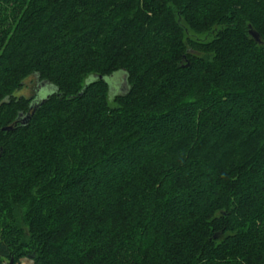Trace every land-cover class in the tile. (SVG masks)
Returning <instances> with one entry per match:
<instances>
[{"label":"trees","instance_id":"obj_1","mask_svg":"<svg viewBox=\"0 0 264 264\" xmlns=\"http://www.w3.org/2000/svg\"><path fill=\"white\" fill-rule=\"evenodd\" d=\"M1 182L0 264H264V0H0Z\"/></svg>","mask_w":264,"mask_h":264},{"label":"rangeland","instance_id":"obj_2","mask_svg":"<svg viewBox=\"0 0 264 264\" xmlns=\"http://www.w3.org/2000/svg\"><path fill=\"white\" fill-rule=\"evenodd\" d=\"M254 33V32H253ZM256 33V32H255ZM252 37L253 38H255L254 37V35L252 34ZM116 84H117V86H113L114 88L113 89H117L116 90V92H121V91H123V89H124V85H123V82L120 80V78H119V81L118 80H116ZM49 115H50V113H49ZM51 129L53 128L54 129V126H53V121H52V115L51 116H49V117H47L46 119H45V121H44ZM52 132H54L55 133V135H58L56 132H55V129L52 131ZM54 135V136H55ZM41 136H44V137H46V136H48V134L46 133V131H43L42 132V134H41ZM40 136V137H41ZM54 136H52V137H54ZM43 138V137H42ZM48 139H52L51 137H49L48 136ZM37 150H40V148L38 147L37 148ZM95 172H101V171H93V174H95ZM74 174V173H73ZM27 175V172H21L20 173V177L22 178V177H24V176H26ZM74 178V175H71L68 179H66L67 180V182L69 181V180H71V179H73ZM8 183L10 182V181H7ZM65 182V181H64ZM3 186H5V183H3V182H1L0 183V192H3V191H6V187L5 188H3ZM99 256H97L96 257V259L94 260V261H92V259H91V261H88L90 264H94L95 262H96V260H97V258H98ZM85 264V259H83V257H80V258H78V260L74 263V264ZM19 264H31V262H30V260L28 259H23ZM107 264H113V259H110V261H107Z\"/></svg>","mask_w":264,"mask_h":264},{"label":"water","instance_id":"obj_3","mask_svg":"<svg viewBox=\"0 0 264 264\" xmlns=\"http://www.w3.org/2000/svg\"><path fill=\"white\" fill-rule=\"evenodd\" d=\"M251 34H253L254 37H255L256 39H258V35H257V34H255V33H251ZM117 75L120 76V74H117ZM119 76H118V77H119ZM113 84H114V81H113ZM115 86H117V85H115ZM45 101H46V100H44L43 103H44ZM37 108H38V107H36L35 109L37 110ZM27 121H28V120H27Z\"/></svg>","mask_w":264,"mask_h":264}]
</instances>
